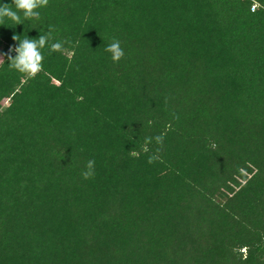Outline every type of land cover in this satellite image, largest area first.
<instances>
[{
  "label": "trees",
  "instance_id": "16d2710c",
  "mask_svg": "<svg viewBox=\"0 0 264 264\" xmlns=\"http://www.w3.org/2000/svg\"><path fill=\"white\" fill-rule=\"evenodd\" d=\"M39 12L0 25V264H264V0ZM49 27L63 50L10 70Z\"/></svg>",
  "mask_w": 264,
  "mask_h": 264
},
{
  "label": "clouds",
  "instance_id": "9594fccd",
  "mask_svg": "<svg viewBox=\"0 0 264 264\" xmlns=\"http://www.w3.org/2000/svg\"><path fill=\"white\" fill-rule=\"evenodd\" d=\"M48 3L49 0H13L12 4H2L0 5V25H3L6 20L12 21L15 25L22 24L28 20H38L40 18L39 9L46 7ZM53 31L54 29L49 27L38 39H30L27 36L21 39V36L13 35L12 39L19 41V45L14 49H10V51H15L17 55L14 58L11 55L8 56L9 69L32 78L42 72L43 49L47 47L50 52H53L62 51L64 48L63 42L54 41ZM105 51L111 54L114 64H118L125 58V51L121 47V41L117 38H112V41L105 46ZM0 60L4 61L3 58H0ZM153 140L157 144L162 145L164 136L161 134L155 137H146L145 144L151 143ZM145 151H147V148H145ZM154 159V156H150L149 162ZM81 176L85 180L94 178L95 159H89L86 162Z\"/></svg>",
  "mask_w": 264,
  "mask_h": 264
},
{
  "label": "rangeland",
  "instance_id": "374dc122",
  "mask_svg": "<svg viewBox=\"0 0 264 264\" xmlns=\"http://www.w3.org/2000/svg\"><path fill=\"white\" fill-rule=\"evenodd\" d=\"M0 61H1V60H0ZM5 103H6V101L3 102V104H5Z\"/></svg>",
  "mask_w": 264,
  "mask_h": 264
},
{
  "label": "built area",
  "instance_id": "2783aa9c",
  "mask_svg": "<svg viewBox=\"0 0 264 264\" xmlns=\"http://www.w3.org/2000/svg\"><path fill=\"white\" fill-rule=\"evenodd\" d=\"M252 9H254V6L252 7Z\"/></svg>",
  "mask_w": 264,
  "mask_h": 264
}]
</instances>
